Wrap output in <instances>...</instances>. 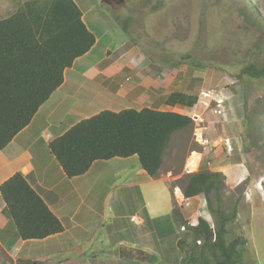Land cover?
<instances>
[{"label":"rangeland","instance_id":"374dc122","mask_svg":"<svg viewBox=\"0 0 264 264\" xmlns=\"http://www.w3.org/2000/svg\"><path fill=\"white\" fill-rule=\"evenodd\" d=\"M75 1L89 29L100 38L95 50L98 58L105 56L107 48L114 57L122 54L119 61L131 62L134 70L127 72L124 79L134 72L156 77L157 81L175 79L171 89L195 94L201 100L191 114L193 126L174 135L164 168L173 167L176 174H181L191 147L189 133L196 128L195 142L200 143L197 138L199 134L205 137L201 134L205 125H217L224 140L213 143L216 159L210 161L200 153L199 163L212 171L217 167L216 171L225 175L221 190L224 208L232 209L238 200V216L230 224L228 240L240 236L246 241L242 247L245 264H264V133L257 130L264 122V76L243 73L251 63L264 66V0ZM160 1L162 4L156 6ZM208 89L216 92L219 102L202 97V91ZM248 115L252 126L246 122ZM50 159V184L69 203L67 208L76 210L78 220L84 217L80 231L67 221L61 247L69 250L52 256L49 263L80 260L86 252L88 257H97L92 264H104L107 259L110 264H182L185 252L178 241L185 238L186 229H180L175 220L163 183L156 181L132 190L115 186L140 164L137 155L120 164L105 165L104 177H97L94 191L87 193L81 186V194L70 190L73 184H81L79 180L63 176L52 153ZM198 166L190 169L186 161L184 172H195ZM172 184H178L177 180ZM173 196V206L179 207L181 204L174 193ZM197 203L204 209L198 211ZM182 205H191L186 209L192 218L199 214L210 223L214 221L204 195ZM133 215L143 219L144 224L134 223ZM186 238L187 244L191 243V237ZM52 246L54 250L59 247ZM122 246H134L146 253L121 258Z\"/></svg>","mask_w":264,"mask_h":264},{"label":"trees","instance_id":"16d2710c","mask_svg":"<svg viewBox=\"0 0 264 264\" xmlns=\"http://www.w3.org/2000/svg\"><path fill=\"white\" fill-rule=\"evenodd\" d=\"M95 42L75 0H27L18 11L0 19V149L31 123L62 85L65 70ZM243 73L262 77L264 66L251 63ZM171 101L193 107L198 96L176 91ZM246 122L252 126L250 115ZM193 124L190 115L175 111L104 109L51 140L49 149L69 178L85 174L97 160L133 155L150 176L157 177L172 135ZM257 130L264 133V122ZM225 179L222 172L200 165L177 180L185 198L204 195L214 216L212 223L199 214L188 220L181 206L174 204L173 216L180 229H186L185 238L178 241L185 252L182 264H245L242 247L246 241L240 236L228 240L230 224L238 216V200L232 209L224 208L221 190ZM0 193L5 202L3 213L16 227L17 237L43 239L64 231L62 221L22 172L2 182ZM186 237H191V243L187 244Z\"/></svg>","mask_w":264,"mask_h":264},{"label":"crops","instance_id":"0c3cea01","mask_svg":"<svg viewBox=\"0 0 264 264\" xmlns=\"http://www.w3.org/2000/svg\"><path fill=\"white\" fill-rule=\"evenodd\" d=\"M25 1L27 0H0V19L18 11ZM83 19L86 22L84 13ZM99 43L100 38L96 35L94 46L89 52L77 58L73 65L65 70L62 85L39 108L31 123L20 131L7 147L0 149V184L14 173L22 172L64 225V231L61 233L43 239L23 240L16 236V227L3 213L5 202L0 193V264H31L32 262L35 264H92L93 261L91 260L97 259L95 255L88 257L85 252L80 255V260L72 259L67 262L59 261L57 263L54 261L53 263L48 262L52 256L69 250H63L61 247L64 245L62 238L67 232V221L70 220V227L80 231L83 228V224L80 222L83 221L84 217L78 220L75 215L76 210L70 207L67 208L69 203L61 193L56 191V187L50 184V181L53 180V176H49L51 173L50 163H52V159H50L51 152L49 151V142L51 140L64 134L80 120L97 114L104 109L120 111L125 108L140 110L144 107H150L192 116L191 114L196 112L195 108L201 101L199 99L193 107H190L188 103L172 102L171 94L179 91L177 88H170L175 79L169 80V82L157 81L156 77L153 79V77L142 76L140 73L135 74V72L132 77L124 79L127 72L134 70L131 68V62L125 59H123V61L125 60L124 62L122 60L119 61L122 54L114 57L107 48L103 54L105 56L98 58L95 50ZM199 111H201V108H199ZM198 116L201 117V115ZM65 123L67 125L64 126ZM197 124L195 122V125ZM217 128V125L213 123L205 125V129L201 132L205 137H202L208 139L212 144L218 139L224 140V133L221 130L218 131ZM195 129L192 134L189 133V145L191 147L188 149L182 172H179L181 174H176L173 171V167L164 168L163 162L159 175L153 177L139 163H136L139 164L137 168L129 173L128 177L125 176V178L127 177L125 180L115 183V186L119 189L132 190L135 187H141L143 184L152 185V183L160 181L163 183V191L169 194L168 199L170 200L171 209L173 210L174 193L177 202L181 204L183 216L190 218L192 215L187 213L189 208H186L188 206L191 207V205L182 204L194 197L185 198L181 187L178 184H172V182L178 180L185 173L184 170L187 171L184 166L193 152L202 153V157H207L210 161H215V156L217 155L216 151H213L215 148L212 150L204 149L201 143L195 142V135L198 134L195 133ZM186 130L185 128L176 131L171 137L169 146L176 133L187 132ZM197 139L199 140V137ZM167 150L164 154V160ZM134 156L136 155L127 158L114 157L109 160L95 161L85 174L72 177L77 178L81 184H73L74 188H70V190L76 194H81L85 187L87 193H92L98 184L97 177L99 179L104 177L102 169L106 168L105 165L120 164ZM46 159L49 163H46ZM114 160L118 161L115 162ZM101 161L104 164H101ZM99 164H101L100 168L95 169ZM200 165L201 161L198 169ZM214 169L217 170V167ZM63 174V176L67 177L65 173ZM177 189L180 190L176 191ZM63 190L65 192L66 188ZM196 206L198 211L204 209L200 203H197ZM193 207L190 209L192 210ZM132 217H134V220ZM132 217L131 220L134 223L144 224L143 219H139L136 215ZM73 222L76 223L73 224ZM75 238L80 240L77 236ZM52 245H59V247L54 250ZM138 252L146 253V251H140L134 246H122L120 249L121 258H134ZM103 263L110 264L111 260H104Z\"/></svg>","mask_w":264,"mask_h":264},{"label":"built area","instance_id":"2783aa9c","mask_svg":"<svg viewBox=\"0 0 264 264\" xmlns=\"http://www.w3.org/2000/svg\"><path fill=\"white\" fill-rule=\"evenodd\" d=\"M201 95L205 99H214V100H217L219 102V99L217 97L216 92L210 91L209 89L203 90ZM204 103H206V102H204ZM219 112H221V111H219ZM200 143L204 146V149L212 150L214 148V145L208 139H204L202 136L200 139ZM132 218L134 220V217H132ZM182 229H185V228L182 227Z\"/></svg>","mask_w":264,"mask_h":264},{"label":"bare ground","instance_id":"6f19581e","mask_svg":"<svg viewBox=\"0 0 264 264\" xmlns=\"http://www.w3.org/2000/svg\"><path fill=\"white\" fill-rule=\"evenodd\" d=\"M199 138L201 139V135L199 134ZM201 158V154L198 152L193 153V155L188 160V167L190 169H196L199 164V159Z\"/></svg>","mask_w":264,"mask_h":264}]
</instances>
